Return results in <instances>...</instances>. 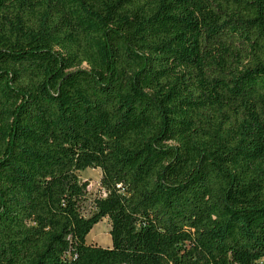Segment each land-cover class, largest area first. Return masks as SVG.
Returning <instances> with one entry per match:
<instances>
[{
	"label": "trees",
	"instance_id": "trees-1",
	"mask_svg": "<svg viewBox=\"0 0 264 264\" xmlns=\"http://www.w3.org/2000/svg\"><path fill=\"white\" fill-rule=\"evenodd\" d=\"M0 264H264V0H0Z\"/></svg>",
	"mask_w": 264,
	"mask_h": 264
},
{
	"label": "rangeland",
	"instance_id": "rangeland-1",
	"mask_svg": "<svg viewBox=\"0 0 264 264\" xmlns=\"http://www.w3.org/2000/svg\"><path fill=\"white\" fill-rule=\"evenodd\" d=\"M100 176L101 170L98 167H85L80 171V180H86L87 184V197L84 200L83 212L89 215L92 209V198L94 195L100 193ZM87 241L95 242L101 245H110L111 236L109 234V221L107 217H103L96 222L90 229L87 235Z\"/></svg>",
	"mask_w": 264,
	"mask_h": 264
}]
</instances>
